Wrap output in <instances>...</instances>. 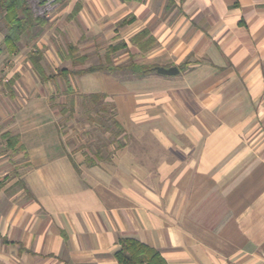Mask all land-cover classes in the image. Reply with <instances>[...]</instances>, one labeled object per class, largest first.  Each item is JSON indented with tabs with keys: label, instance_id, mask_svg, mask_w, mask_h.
I'll use <instances>...</instances> for the list:
<instances>
[{
	"label": "crops",
	"instance_id": "1",
	"mask_svg": "<svg viewBox=\"0 0 264 264\" xmlns=\"http://www.w3.org/2000/svg\"><path fill=\"white\" fill-rule=\"evenodd\" d=\"M87 10L124 38L147 29L155 43L139 59L179 71L74 74L123 132L72 151L51 88L9 67L20 75L0 79V264H119L120 237L167 264H264V0H84L77 15Z\"/></svg>",
	"mask_w": 264,
	"mask_h": 264
},
{
	"label": "rangeland",
	"instance_id": "2",
	"mask_svg": "<svg viewBox=\"0 0 264 264\" xmlns=\"http://www.w3.org/2000/svg\"><path fill=\"white\" fill-rule=\"evenodd\" d=\"M82 1L84 0H61L59 3L48 7L39 5L38 0H29L33 15L39 16L42 22L36 23L21 34L17 42L18 49L14 53L0 50V66L3 67L4 65V68L0 69V79L9 74L13 79L18 78L20 72L11 73L13 71L9 68L13 63L21 64L20 71L27 77L39 79L29 59L31 54H41L40 63L47 74L57 72L64 67L79 69L98 63L110 66L130 61L144 65L151 64L139 59V56H137L139 53L135 51L139 48L137 44L132 42V37L129 39L122 37L119 33L113 34L114 30L111 29L112 25L110 23L104 24L101 18L91 15L88 10L84 12L85 16L79 17L77 12L82 7ZM77 6L79 7L78 11L72 14V10ZM116 24H113V26H116ZM123 25L117 24L116 27L119 30L121 29L120 26ZM4 31V22L0 16V36ZM121 42H124L125 45L114 51L109 50V45ZM70 44L74 46L73 50L70 49ZM1 48L2 41L0 42ZM72 55L73 59H71ZM117 60L121 61L115 63ZM112 72L133 73L128 70H115ZM67 78L75 91L73 95L74 110L71 117L69 113L71 93L66 90L65 78L58 76L55 80L45 82L39 80L41 93H45L49 88L52 90L49 96V104L53 110L59 113L57 115V126L61 140L72 151L74 150L73 147L77 146L79 148L80 143L88 140L91 142H108L112 140L111 133L105 134L101 126L89 119L90 115L97 117L98 113L95 111L96 107L91 106L89 103L86 104L78 95L79 90L74 74H69ZM8 88H11L9 83L1 86L2 91ZM101 104L99 102L96 106L100 107ZM62 109H65V111L62 112ZM111 112L112 108L108 105L102 114L110 116ZM104 124L114 128L111 120L106 119ZM0 142L3 143L2 140ZM2 148L4 146L0 145V153ZM13 172L15 171L11 170L9 176Z\"/></svg>",
	"mask_w": 264,
	"mask_h": 264
},
{
	"label": "trees",
	"instance_id": "3",
	"mask_svg": "<svg viewBox=\"0 0 264 264\" xmlns=\"http://www.w3.org/2000/svg\"><path fill=\"white\" fill-rule=\"evenodd\" d=\"M61 0H38V4L41 6H53L59 3ZM121 1H131V0H121ZM79 7H75L72 10V14L78 11ZM0 16L4 22V33L2 37V48L0 50H5L7 53H14L17 49V42L21 37V34L35 25L36 23L42 22V19L39 16H34L32 12V8L29 4V0H0ZM131 18L129 16L121 19L117 24L122 25L129 22ZM132 42L137 44L138 48L141 51H144L150 48L154 43L155 39L152 35L149 34L147 29H142L138 33H136L131 38ZM124 42L109 45V50L114 51L122 46H124ZM70 49L73 50L74 46L70 44ZM41 54H31L29 56L30 62L34 71L36 72L39 80L42 82L55 80L56 77L61 76L64 77L67 83V92L71 93V104L69 108L70 117L73 115V107H74V98L73 95L75 93L74 88L70 85V81H68L67 76L69 74H84L95 70H103L112 72L115 70H128L137 75H145L154 71V64L144 65L138 64L134 61H130L124 64H113L105 65L103 63L89 65L87 67L79 68V69H69V68H60L57 72H52L47 74L41 63H40ZM82 58V57H81ZM73 59V55L71 56ZM75 61V60H73ZM83 61V60H82ZM78 95L85 101V103L91 104V106L96 107L95 111L97 117L89 116V119L92 122H96L97 125L103 128V131H112L111 126L105 125L106 119L111 120L112 124L115 127H118V131L114 132V136L119 135L123 132V127L117 122L114 118L113 109L110 116L106 114H102L109 105L112 108V104L105 102V94L102 92H90V93H81L78 92ZM101 102V106H96L97 103ZM65 109H62L64 112ZM112 133V132H111ZM2 137L5 139L6 146L11 147L16 142L17 138L14 135L9 133L2 134ZM76 170L78 167L74 164ZM0 177V181H1ZM119 248L115 251L114 256L117 259L119 264H167L165 259L160 255L159 251L154 247H151L135 238L132 237H120L119 238Z\"/></svg>",
	"mask_w": 264,
	"mask_h": 264
},
{
	"label": "water",
	"instance_id": "4",
	"mask_svg": "<svg viewBox=\"0 0 264 264\" xmlns=\"http://www.w3.org/2000/svg\"><path fill=\"white\" fill-rule=\"evenodd\" d=\"M153 68L158 73L167 74V75H174V74L178 73V71H179V68L176 65H170L168 67H164L161 65H155V66H153Z\"/></svg>",
	"mask_w": 264,
	"mask_h": 264
}]
</instances>
